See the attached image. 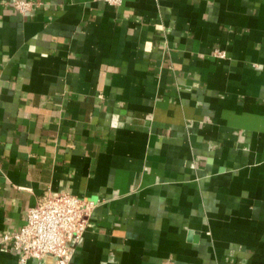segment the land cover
I'll return each instance as SVG.
<instances>
[{
  "label": "crops",
  "instance_id": "0c3cea01",
  "mask_svg": "<svg viewBox=\"0 0 264 264\" xmlns=\"http://www.w3.org/2000/svg\"><path fill=\"white\" fill-rule=\"evenodd\" d=\"M47 191L69 264H264V0H0V264Z\"/></svg>",
  "mask_w": 264,
  "mask_h": 264
},
{
  "label": "built area",
  "instance_id": "2783aa9c",
  "mask_svg": "<svg viewBox=\"0 0 264 264\" xmlns=\"http://www.w3.org/2000/svg\"><path fill=\"white\" fill-rule=\"evenodd\" d=\"M101 1L109 5L121 2ZM13 6L18 13L24 14L29 11L31 3L16 1ZM99 204L98 200L47 191L27 211L24 225L16 232L4 235L2 242L10 245L19 264L44 259H51L53 264H69L78 244L91 227V217Z\"/></svg>",
  "mask_w": 264,
  "mask_h": 264
}]
</instances>
